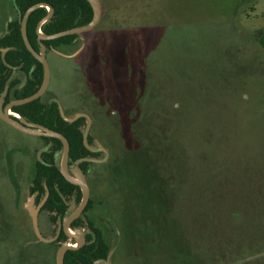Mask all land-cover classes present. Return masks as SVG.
Masks as SVG:
<instances>
[{"label":"rangeland","instance_id":"obj_1","mask_svg":"<svg viewBox=\"0 0 264 264\" xmlns=\"http://www.w3.org/2000/svg\"><path fill=\"white\" fill-rule=\"evenodd\" d=\"M97 1L101 13L94 28L80 34L74 44L45 53L50 81L43 100L57 102L67 120L77 114L84 116L85 144L98 153L84 175L92 204L85 216L102 231L110 253L108 260L96 264H178L182 259L172 250L174 246L194 249L189 233L180 236L177 219H182L181 215L191 217L194 210L203 209L201 205L195 209L187 205L179 208L176 202L182 197L192 201L193 184L205 183L207 169L196 159L209 157L212 147L198 143L207 138L209 129L197 130L199 118L190 114L184 128L189 134L184 147L193 157L185 182L187 195L178 191L179 195L164 197L156 195V190L155 195H142L141 152L128 153L123 141L126 120L119 121L118 109L109 103H119L126 109L133 97L140 96L138 80L144 64L156 71L157 83H167L175 92L183 88L193 93L197 89L194 83L205 81L215 83L214 87L221 91L222 83L230 82L235 87L231 91L237 90L238 94L220 93L219 99L226 98L223 112L231 115L235 125L224 129L229 141L226 148L222 147L231 158L228 170L232 168V174L230 177L229 171V175L219 178V183L226 190L230 187L231 195L253 194L264 186V47L260 43L264 37V0ZM15 17L13 0H0V36ZM118 53L123 56L120 69L113 63ZM101 56L108 64L107 93L105 84L99 88L97 81L98 87L93 88L86 79L88 70H95L93 64L98 65ZM15 76L24 79L20 72ZM100 99L106 100L107 105L101 107L97 102ZM173 100V104L178 101ZM188 105L196 107L194 101ZM177 107L181 109L175 105L170 110L176 112ZM134 115L130 108L128 118ZM88 137L93 140L91 145ZM122 145L121 171L125 174L120 183L114 184V179L108 180L106 170L111 152L120 151ZM49 146L40 137L23 133L0 119V264H56L58 244L49 245L37 237L27 210V202L32 199L43 239L56 236L60 223L51 224L49 214L42 211L28 190L35 161ZM62 154L63 149L56 154L59 165ZM211 161L207 162L208 167ZM74 170L80 171L77 163L69 166L70 175L76 178ZM109 182L113 183L112 188ZM68 206L73 212L77 204L71 199ZM156 213L158 216L152 217ZM186 225L189 231L193 227L190 222ZM68 242L74 240L69 238ZM211 244L218 245L215 241ZM236 251L233 250L238 254ZM199 258L200 264H225L224 259Z\"/></svg>","mask_w":264,"mask_h":264},{"label":"trees","instance_id":"obj_2","mask_svg":"<svg viewBox=\"0 0 264 264\" xmlns=\"http://www.w3.org/2000/svg\"><path fill=\"white\" fill-rule=\"evenodd\" d=\"M40 3L48 5L53 10L52 15L40 25L39 29L43 35L85 26L93 18V10L87 0H13L16 17L7 23L6 31L0 36V100L2 99L3 104L27 98L41 87L42 65L27 50L21 33V19L25 12L31 6ZM47 13L45 6L38 7L31 11L26 20V38L36 53L40 50V42L45 45L48 52L58 50L62 46H70L80 37V34H74L54 40H40L37 27ZM260 43L264 47V37L261 38ZM122 59L123 56L118 53L117 59L115 58L113 62L119 69L122 68L120 65ZM98 60L99 64L96 65L92 59L95 70H88L86 79L93 88L98 86L104 88L103 84L106 88L108 64L104 56ZM17 72L22 73L24 79L17 78L15 76ZM156 75L155 70L144 64L138 80L140 96L133 97L126 109H122L119 103L109 104L118 109L116 116L119 121L126 120L123 141L128 153L134 155L137 151L141 152L142 195H153L154 190L156 195H164V197L187 195L185 182L188 165L193 163V157H190V153L184 147L189 141L187 139L189 134L184 132V128L189 124L190 114L199 118L197 130L209 129L207 138L203 137L198 141L199 145L207 143L212 147L209 157L203 155L196 159L207 169L205 183L193 184L195 196L190 194L192 201L182 197L176 202L179 208L187 205L195 209L196 206L201 205L203 209V211L194 210L191 217L181 215L182 219L179 217L177 219L180 236L189 233L193 239L191 243L194 249L183 247V250L178 245L174 246L172 250L175 249L178 258L182 259L178 260V264H200V256H208L213 260L224 259L225 264H264V257L260 258L264 256V186L261 185V188H257L253 194L244 190L247 195H231L230 187L226 190V186L219 183V178L229 175V171L230 177L232 174V168L228 170L231 158L224 154L222 147L226 148L229 141V135L224 134V129L235 126L231 115L223 112L226 98L219 99V95L220 93L225 96L237 95L238 91L232 90V92L231 89L235 87L228 81L222 83L224 88L221 91L214 87L215 83L212 85L209 81H205L194 83L197 89H193V93L189 94L183 88L175 92L169 84L157 83ZM97 81L98 86L95 83ZM107 91L106 88V93ZM45 94L46 92L30 103L13 107L12 111L28 123L62 134L69 142V166L77 163L78 169L87 175L88 168L92 165L90 159L96 158L98 153L90 150L85 144L82 128L86 118L82 116L72 123L68 122L62 117L57 102L43 100ZM175 98L178 101L173 104ZM99 101L97 102L101 107L108 103L102 99ZM189 101H194L196 107L190 108ZM175 105H180L181 109L177 107L176 112L171 111L170 109ZM130 108L135 112L132 119L127 116ZM180 132L185 134L181 136ZM40 138L50 146L35 161L34 174L28 190L31 195H35L37 203L44 201L41 209L49 214L50 222L61 223L71 214L68 210V201L73 199L79 205L82 191L78 186L66 181L60 173L56 154L63 149L61 142L53 138ZM92 141L90 137L87 138L89 145ZM123 151L122 145L120 151L111 152L110 164L107 166L108 180L114 179V184L120 183L119 179H123L125 174L121 171L124 161ZM209 159L212 160L211 167L207 166ZM119 170L122 173L121 177ZM113 175H118L119 178H113ZM113 183L109 182L111 188ZM14 184L17 193V185L15 182ZM172 203L174 205V200ZM91 205V200H88L81 215L70 225L73 230L83 228L87 230L84 234L85 243L80 248L66 251L63 264H94L97 260H106L109 255L110 247L102 231L85 216ZM157 216V213L152 215V217ZM188 222L193 226L190 231L186 228ZM205 223L209 224L207 228L203 227ZM67 239L64 233L60 232L56 243L66 242ZM212 241L218 245L213 246ZM209 250H212L211 253H208ZM233 250H237L238 254ZM233 257L235 259L230 261L229 258ZM247 260H251V263H246Z\"/></svg>","mask_w":264,"mask_h":264},{"label":"water","instance_id":"obj_3","mask_svg":"<svg viewBox=\"0 0 264 264\" xmlns=\"http://www.w3.org/2000/svg\"><path fill=\"white\" fill-rule=\"evenodd\" d=\"M87 1L89 2V4L92 7V10H93V18L89 24H87L85 26L76 27V28H72L69 30L61 31V32H58V33H55L52 35H43L39 29L40 25L52 15L53 10L48 5H46L44 3L35 4V5L31 6L25 12L24 16L21 19L22 37H23L24 44H25L27 50L42 65L43 81H42L41 87L39 88V90L35 94H33L27 98H24V99L11 101L5 105H3V102L0 104V119L2 121H4L5 123L11 125L12 127L18 129L19 131H21L23 133L30 134L33 136H38V137L53 138V139H57L61 142V144L63 146V154H62V159H61V164H60V173L66 181L78 186L82 191V200H81L78 208L73 212L72 215H69L67 218H65L61 222L56 236L54 238L48 239V240H44L40 231H39L38 221H37V211L31 207V203L33 200L29 199L27 202V210L31 216L34 231H35L37 237L41 241L52 242L56 239L60 230H63L64 234L68 238L74 239L75 243H77L76 246H71V243H69V242L61 243L57 252H56V255H55L56 264H63V257H64V254L66 253V251L77 249L83 245V233L81 231L77 230V232L75 234H73V233H70L69 230H70L71 222L81 214L84 207L86 206V204L89 200L90 189H89L87 182L84 179V174L81 171L74 170V174L76 175L77 180L73 179V176L70 175L69 168H68L69 142L62 134H60L56 131L50 130V129L43 127V126L28 123L24 119H22L21 117H20V119L15 118L9 114V111L12 112L13 107L24 105V104L30 103V102L40 98L47 91L49 81H50V68H49V65H48V62L46 59V55H45V53H46L45 45L40 42V50L38 53H36L31 48V46L29 45V43L27 41L25 28H26V20H27L28 15L31 13V11H33L34 9H36L38 7L45 6L47 9L48 13H47L46 17L39 23V25L37 27V33L39 35L40 40H54V39L64 37V36H69V35H74V34H82L84 32L92 30L97 25V23L99 22L100 13H101L100 6H99V3L97 0H87ZM2 54H4V51L2 52ZM61 115H62V117H64L62 113H61ZM80 117H82L81 114H77L71 120H67L65 117H64V119H66L68 122L72 123ZM84 141H85V137H84ZM84 160L85 159H83V161ZM41 205H42V203L40 204L39 207H41Z\"/></svg>","mask_w":264,"mask_h":264},{"label":"flooded vegetation","instance_id":"obj_4","mask_svg":"<svg viewBox=\"0 0 264 264\" xmlns=\"http://www.w3.org/2000/svg\"><path fill=\"white\" fill-rule=\"evenodd\" d=\"M46 92H47V91H46ZM3 105H5V104H3ZM9 114L12 115V116L15 117V118L20 117L19 114L15 113V112L13 113V111H12V112L9 111ZM15 118H14V119H15ZM88 148H89V147H88ZM89 149H90V148H89ZM90 150H91V149H90ZM92 151H93V150H92ZM90 160H91V159H90ZM68 168H69V164H68ZM43 202H44V201H42V202H40V203H38V204H41V203H42V205H43ZM79 204H80V203H79ZM42 205H41V208H42ZM78 206H79V205H77L76 209L78 208ZM76 209H75V210H76ZM75 210H74V211H75ZM74 211H73V212H74ZM73 212H71L70 215H72ZM81 213H82V212H81ZM80 215H81V214H80ZM80 215H79V216H80ZM79 216H78V217H79ZM78 217H77V218H78ZM75 219H76V218H75ZM71 223H72V222H71ZM51 224H52V223H51ZM56 224H58V223H56ZM60 224H61V223H60ZM53 225H55V224H53ZM70 225H71V224H70ZM71 230H73V229L70 228L69 232L75 234V233H74L73 231H71ZM81 230H83V231H81ZM74 231H77V230H74ZM79 231H81L82 233L84 232V233H83V245H84V243H85V241H84V234L87 232V230H86L85 228H83V229H79ZM60 232H63V230H60ZM60 232H59V234H60ZM63 233H64V232H63ZM56 234H57V233H56ZM59 234L57 235L56 239L58 238ZM64 235H65V234H64ZM65 236H66V235H65ZM66 237H67V236H66ZM67 238H68V237H67ZM56 239H55L54 241H52V242H44V241H42V242H44V243H48L49 245H50V244H58V248H59V246H60L61 243H66V242H68V240H69V238H68L66 242L59 241V242L56 243ZM70 239H71V238H70ZM73 240H74V239H73ZM70 243H71V246H76V245H77V243H75V241H74V243H72V242H70ZM83 245H82V246H83ZM82 246H80V247H82ZM80 247H79V248H80ZM57 250H58V249H57ZM56 252H57V251H56ZM109 253H110V252H109ZM108 257H109V255H108ZM108 257H107L106 260H108ZM106 260H97L96 262H94V264H96V263H98V262H99V263H100V262H104V261H106Z\"/></svg>","mask_w":264,"mask_h":264},{"label":"bare ground","instance_id":"obj_5","mask_svg":"<svg viewBox=\"0 0 264 264\" xmlns=\"http://www.w3.org/2000/svg\"><path fill=\"white\" fill-rule=\"evenodd\" d=\"M18 119H20V117H18ZM73 179L77 180V178H74V177H73Z\"/></svg>","mask_w":264,"mask_h":264}]
</instances>
